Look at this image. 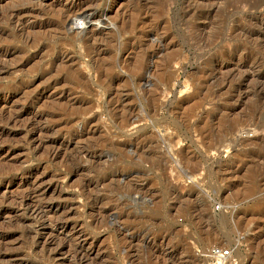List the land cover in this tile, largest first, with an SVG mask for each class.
I'll return each mask as SVG.
<instances>
[{
  "label": "rangeland",
  "instance_id": "374dc122",
  "mask_svg": "<svg viewBox=\"0 0 264 264\" xmlns=\"http://www.w3.org/2000/svg\"><path fill=\"white\" fill-rule=\"evenodd\" d=\"M210 245L264 264V0H0V264Z\"/></svg>",
  "mask_w": 264,
  "mask_h": 264
},
{
  "label": "built area",
  "instance_id": "2783aa9c",
  "mask_svg": "<svg viewBox=\"0 0 264 264\" xmlns=\"http://www.w3.org/2000/svg\"><path fill=\"white\" fill-rule=\"evenodd\" d=\"M234 247L225 245L199 246L195 249L196 264H235Z\"/></svg>",
  "mask_w": 264,
  "mask_h": 264
},
{
  "label": "bare ground",
  "instance_id": "6f19581e",
  "mask_svg": "<svg viewBox=\"0 0 264 264\" xmlns=\"http://www.w3.org/2000/svg\"><path fill=\"white\" fill-rule=\"evenodd\" d=\"M64 13V12H63ZM76 13V12H75ZM92 21V20H91ZM63 24V23H62ZM69 24L71 25H73V27H72V29H79V28H81V29H86V28H89V27H94V24H93V22L91 23L90 21H84V22H82L81 24H79V25H77L76 24V21H74V20H69ZM70 27V26H69ZM96 28V27H95ZM86 34L85 35H89V36H91V35H93V33H95L94 32V30H93V28L91 29V30H89L88 32H85ZM36 207V206H35ZM80 251V250H79ZM78 252V251H77ZM80 253H81V251H80ZM77 255V254H76ZM82 256V255H81ZM77 258V257H76Z\"/></svg>",
  "mask_w": 264,
  "mask_h": 264
}]
</instances>
